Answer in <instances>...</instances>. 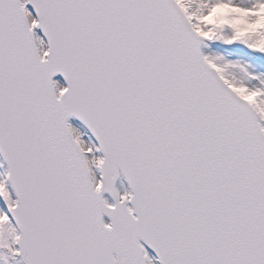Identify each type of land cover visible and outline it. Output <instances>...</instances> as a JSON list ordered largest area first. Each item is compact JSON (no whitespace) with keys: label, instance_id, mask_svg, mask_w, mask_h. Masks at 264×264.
Returning a JSON list of instances; mask_svg holds the SVG:
<instances>
[{"label":"snow or ice","instance_id":"1","mask_svg":"<svg viewBox=\"0 0 264 264\" xmlns=\"http://www.w3.org/2000/svg\"><path fill=\"white\" fill-rule=\"evenodd\" d=\"M0 264H264V0H0Z\"/></svg>","mask_w":264,"mask_h":264}]
</instances>
